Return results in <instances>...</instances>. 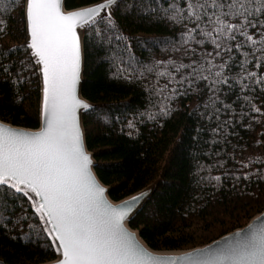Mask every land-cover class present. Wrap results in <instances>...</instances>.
Masks as SVG:
<instances>
[{
	"label": "trees",
	"instance_id": "1",
	"mask_svg": "<svg viewBox=\"0 0 264 264\" xmlns=\"http://www.w3.org/2000/svg\"><path fill=\"white\" fill-rule=\"evenodd\" d=\"M82 38L86 147L112 201L155 187L129 221L150 249L204 246L264 210V0H121ZM39 116L25 0H0V121ZM55 259L30 196L0 184V264Z\"/></svg>",
	"mask_w": 264,
	"mask_h": 264
},
{
	"label": "water",
	"instance_id": "2",
	"mask_svg": "<svg viewBox=\"0 0 264 264\" xmlns=\"http://www.w3.org/2000/svg\"><path fill=\"white\" fill-rule=\"evenodd\" d=\"M121 0L66 10L64 0H25L27 45L37 65L36 129L0 121V184L27 193L56 251L44 264H264V210L201 247L150 249L129 221L152 196L149 186L112 201L95 174L82 114V31Z\"/></svg>",
	"mask_w": 264,
	"mask_h": 264
},
{
	"label": "rangeland",
	"instance_id": "3",
	"mask_svg": "<svg viewBox=\"0 0 264 264\" xmlns=\"http://www.w3.org/2000/svg\"><path fill=\"white\" fill-rule=\"evenodd\" d=\"M83 32V31H82ZM27 194V193H26Z\"/></svg>",
	"mask_w": 264,
	"mask_h": 264
}]
</instances>
